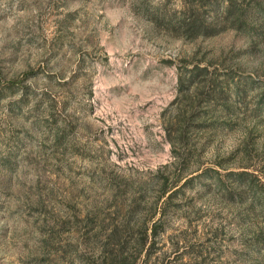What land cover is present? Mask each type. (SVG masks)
<instances>
[{
	"label": "rangeland",
	"instance_id": "rangeland-1",
	"mask_svg": "<svg viewBox=\"0 0 264 264\" xmlns=\"http://www.w3.org/2000/svg\"><path fill=\"white\" fill-rule=\"evenodd\" d=\"M189 17L219 30L193 36ZM196 64L218 82L179 85ZM192 92L206 127L187 148L169 132ZM243 169L264 170V0H0V264L137 255V223L179 174L198 176L150 263L264 264Z\"/></svg>",
	"mask_w": 264,
	"mask_h": 264
},
{
	"label": "trees",
	"instance_id": "trees-1",
	"mask_svg": "<svg viewBox=\"0 0 264 264\" xmlns=\"http://www.w3.org/2000/svg\"><path fill=\"white\" fill-rule=\"evenodd\" d=\"M192 17V15H191ZM191 17H189L188 20L183 19L181 22V26L185 28V30L192 32L193 36L201 35V34H206V35H212L218 32L219 28L212 26L208 27L203 25L201 23H194L193 20H191ZM246 21L241 19V15H237L233 21L232 24L237 23V26H242L245 24ZM213 72L209 71L207 66H200V65H194L193 67L186 68L183 70V72L180 73L179 75V85H183L185 83H189L192 85H197L195 89H198V86L205 87L210 84H216L218 82V77H214L212 74ZM222 88L220 89H214L213 91H217L219 93L222 92ZM198 93V92H197ZM196 93V94H197ZM196 96L194 95L193 92L189 93L184 99V102L181 105V109L179 110L180 115L177 120L178 128L174 131V135H171L169 132V138L172 142V144H184L186 145V131L190 129L191 127H197V128H205L206 123L204 122L206 119L202 115H199L197 112V102H196ZM178 112V113H179ZM192 124V125H191ZM188 148V146L186 145ZM173 153H174V160L171 162V164H166V166L169 165H175L179 160H184L182 157L181 153H179L175 147L173 148ZM222 164V163H220ZM216 172L218 171L217 169H214ZM232 173L230 174H240V175H247L249 178L246 179L247 185L249 186L253 197H254V203L258 202L261 209L262 213L264 216V188H261L264 174V170H262L263 173L261 172H254L250 171L248 169H243L241 171L235 172L231 171ZM188 176V175H187ZM194 176L197 175H191L188 177H182L181 174L175 179H172L169 181L167 178H163L161 181V186H160V191L159 195L157 197V203L160 201V199H163L162 205H160V209H155V213L153 216H156L159 213V216L157 215L153 219H151V223H148V221H140L137 223V231L135 234V241L134 244L136 246L141 247V249L138 251L137 255H134L133 257L129 256H124L123 253H120L116 256H112V254H105L104 251L107 250L106 248L103 249L102 247V255L100 256V260L98 261L97 264H151L150 263V258L151 256L155 253L151 250H149L150 245H154L156 243V239L158 236L162 235L165 231L166 228L163 225V216H164V211L166 204L173 199V197L176 196V193L178 192L179 189L183 188L186 184L190 182L194 178ZM183 183H181V181ZM257 181V182H256ZM157 208L158 205H156ZM256 244H258L260 247L264 248V226H259L257 231H256ZM148 247L146 248V246ZM146 250V257L144 259H141L140 262L138 261L140 257V251ZM113 253V251H111ZM116 258V259H115ZM116 260V261H114ZM154 264H157L156 262ZM160 264H167L164 262H161ZM173 264H175L173 262Z\"/></svg>",
	"mask_w": 264,
	"mask_h": 264
}]
</instances>
